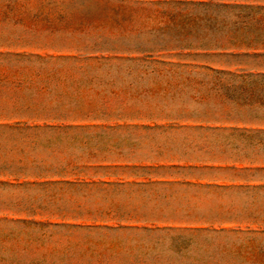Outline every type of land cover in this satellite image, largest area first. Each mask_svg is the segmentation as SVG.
<instances>
[{
    "label": "rangeland",
    "instance_id": "1",
    "mask_svg": "<svg viewBox=\"0 0 264 264\" xmlns=\"http://www.w3.org/2000/svg\"><path fill=\"white\" fill-rule=\"evenodd\" d=\"M0 264H264V0H0Z\"/></svg>",
    "mask_w": 264,
    "mask_h": 264
}]
</instances>
